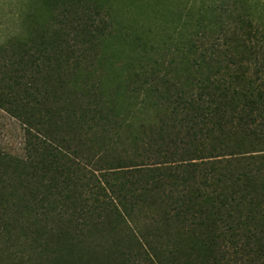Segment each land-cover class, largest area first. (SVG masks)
Returning <instances> with one entry per match:
<instances>
[{"label":"trees","instance_id":"1","mask_svg":"<svg viewBox=\"0 0 264 264\" xmlns=\"http://www.w3.org/2000/svg\"><path fill=\"white\" fill-rule=\"evenodd\" d=\"M243 2L181 11L157 55L111 0L95 55L83 26L43 25L21 43L57 70L34 71L30 103L0 47V108L26 137L24 157L0 150V264H264V22Z\"/></svg>","mask_w":264,"mask_h":264},{"label":"rangeland","instance_id":"2","mask_svg":"<svg viewBox=\"0 0 264 264\" xmlns=\"http://www.w3.org/2000/svg\"><path fill=\"white\" fill-rule=\"evenodd\" d=\"M54 1L55 0H0V44L5 42L8 43V41L12 40L13 47L9 65L5 64V62L8 63V58L2 60L3 54H0V80L6 78L3 70L4 64L6 65L5 72L8 73L9 69H12V77L21 74L20 77L22 82L19 88L21 92L18 95L20 99L22 98V101H27L26 103L30 102L25 98L26 94L24 91L30 87L29 84L32 82L34 71L39 70L41 76L40 82L47 85V81L43 76L47 72L49 73L51 71L52 73L56 67L50 66L44 67V69H36L35 63H33V56L40 55L39 46L37 50L32 46L28 49L25 45H22L24 41L29 42V37L33 35L37 37V33L42 30L43 25H45L44 28H52L53 31L60 30L65 25L70 26L71 29H75L71 26H76V28L83 26L75 30L85 32L87 33L86 37L91 38L86 43H81L79 50L80 52H84L85 47L91 46L88 53L90 55H95L97 53V43H99L101 37H105L107 33L106 31L103 34L100 31L101 27L106 25L105 21H107V18L104 12L99 10L95 5L98 3L99 8L102 7L103 9L102 4L104 3L106 7L107 1L109 0H57L56 3H54ZM233 1L235 0H215L217 6L220 4L225 5L222 2H228L227 6H230ZM241 1L240 3L238 2V4L231 5L230 9L235 8L239 13L244 14L247 3H244L243 0ZM246 1H248L250 9L252 8L256 19L264 22V0ZM213 2L214 0H111V6L115 9L116 16L124 18V25L131 26L132 35H135V38L140 37L144 42H148V52L153 55L155 51L157 55L156 48L164 46L166 38H168L169 35H174L175 29L181 25L182 20L179 19L181 11H183L184 14L183 19H186L185 15L189 10L193 9L196 13L200 10H206V8L211 10L212 8L209 7V5ZM97 10L99 12L98 16L96 15ZM89 14L94 15L93 17H96L95 19L98 20V22L95 20L98 31H96V36L94 37L90 35V30L93 27L89 23ZM52 15L58 19H55L56 21L51 19ZM64 17H67V19ZM60 19L61 21L59 22ZM81 19L83 22H80ZM101 19H103V22ZM86 26L87 28H85ZM110 30L113 32V28ZM92 33L93 29L91 30V34ZM71 34H73V32H71ZM113 34H116V30H114ZM117 43L118 42H116V39L114 40L113 37L108 38L105 42L106 52L116 49ZM71 44L73 45L74 42H71ZM92 46L96 47L92 48ZM125 46L128 48L127 44H125ZM152 46L154 47L153 49ZM26 49H28L27 53L25 52ZM172 49L174 48L171 47V50ZM67 51L69 50L64 45H61L60 51L57 54H60V57L65 59V53L68 54ZM127 53L126 57L125 55L120 56L123 58L119 59L118 62L116 61L118 66H122L123 62L127 59L134 60L139 54L136 49L134 50V47L133 50L129 48ZM27 54L30 57H28ZM52 56H54L53 53ZM57 56L58 55L54 57ZM60 57L58 56V58ZM17 60H22L21 71L18 70L19 68H12V65H14ZM25 61H27L26 64ZM71 62V65L75 68V61L72 60ZM10 65L11 67L9 68ZM66 85L67 86H64V90L68 91L70 85ZM2 87L3 86H0V92L3 90ZM30 90H34V87ZM25 138L22 119L14 117L0 108V150L4 153H11L19 157H24L26 154Z\"/></svg>","mask_w":264,"mask_h":264},{"label":"crops","instance_id":"3","mask_svg":"<svg viewBox=\"0 0 264 264\" xmlns=\"http://www.w3.org/2000/svg\"><path fill=\"white\" fill-rule=\"evenodd\" d=\"M8 42H9V41H8ZM6 44H7V42L2 43V44H0V47H1V46H4V45H6Z\"/></svg>","mask_w":264,"mask_h":264}]
</instances>
